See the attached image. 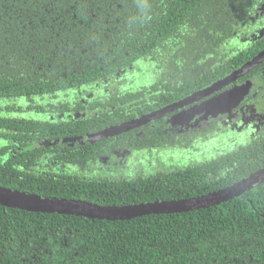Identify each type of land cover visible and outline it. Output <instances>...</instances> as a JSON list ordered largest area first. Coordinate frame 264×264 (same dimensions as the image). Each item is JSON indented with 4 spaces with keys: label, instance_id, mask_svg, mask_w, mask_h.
I'll return each mask as SVG.
<instances>
[{
    "label": "trees",
    "instance_id": "obj_1",
    "mask_svg": "<svg viewBox=\"0 0 264 264\" xmlns=\"http://www.w3.org/2000/svg\"><path fill=\"white\" fill-rule=\"evenodd\" d=\"M262 3L0 0V185L127 205L206 194L264 167V133L239 142L217 123L178 132L159 118L103 141L78 140L159 110L251 60L264 50V35L248 43L235 34L249 37ZM82 98L95 110L65 127L39 117L57 106L70 112ZM40 130L53 131L49 144L86 152L57 155L58 172L45 165L11 181L21 167L16 148ZM116 148L127 151L121 162L83 170L82 162ZM0 264H264V181L217 205L123 220L0 205Z\"/></svg>",
    "mask_w": 264,
    "mask_h": 264
},
{
    "label": "flooded vegetation",
    "instance_id": "obj_2",
    "mask_svg": "<svg viewBox=\"0 0 264 264\" xmlns=\"http://www.w3.org/2000/svg\"><path fill=\"white\" fill-rule=\"evenodd\" d=\"M256 16L259 18V22L257 23L258 25H256V22L254 23V26H252V28L248 31V38L246 37V35L241 37L240 34H237V37L240 39V41L245 40V42L251 43L253 39H257L258 37L264 35V0L263 3L259 6L258 11H256ZM252 70H254L252 75L243 77ZM250 71L244 73L240 77H237L232 82L223 85L218 90H215L206 96H202L182 106H179L176 109L164 114L163 116L161 115L156 118H151L150 121L164 118V120L160 122L163 123L164 128H167L169 131L178 132H187L189 130H193L194 128H201L212 123H217L218 126L228 129L231 132L230 137L235 136L236 140L239 142L241 140L255 137L258 133H264V60L256 67L252 68ZM218 80H216V82ZM114 81L115 79H112V76H110V78L108 79V84H110L109 90L114 91L118 87L115 86L116 84ZM208 86L202 87L201 89L192 92L188 96H185L184 98L172 102L171 104H168L166 106H170L174 103L185 100L195 92L200 91ZM240 86H245V92L240 99L239 96L230 99V101L224 99L226 98L227 93L236 91ZM236 93L237 92H235L233 95H236ZM93 110H95V108H93L87 101H85V99L82 98L79 99V102L70 112L57 106L48 115H42L39 117L46 118L50 122L52 128L54 124L65 127L69 120L73 121L74 119H78L80 118L79 115L85 116L82 115V113L89 116L92 114ZM55 118H59V121L57 122ZM204 120H207V124ZM219 129L220 128H218L217 130ZM101 131L102 130H100L99 132ZM99 132H96L94 134H97ZM139 132L140 131H138L137 133ZM35 133H40L43 136H32L31 139H29L30 142L28 144L16 148V151L20 154L21 158L17 162L21 167H19V172L11 179V181L13 182H19L27 179L28 177L26 176V174L28 171L36 174L35 170H41L45 165H47L51 170L58 172V170L55 169V165H58V158L56 156L59 154H74L76 147H79L81 149V153L86 152V146H78L76 144H69L67 142L60 144H49L50 139H57L56 136L53 135L52 130L47 132L46 135H44L41 130ZM67 135L72 136L73 134H65L64 136ZM117 135L107 136L103 139L97 140V142L106 140L109 137H115ZM224 140L225 138L223 139V141ZM223 141L220 142L222 148ZM31 150H33V152L35 153L34 156H26V153L31 154ZM200 152H202L201 149ZM126 155L127 151H124V149H113L109 153L99 154L97 158L91 157L90 159L82 162L83 170L93 169L95 164L98 165L100 163L105 164L106 166L110 164H117L121 162L126 157ZM0 187L4 186L0 185ZM7 187L12 188L11 185L5 186V188Z\"/></svg>",
    "mask_w": 264,
    "mask_h": 264
},
{
    "label": "water",
    "instance_id": "obj_3",
    "mask_svg": "<svg viewBox=\"0 0 264 264\" xmlns=\"http://www.w3.org/2000/svg\"><path fill=\"white\" fill-rule=\"evenodd\" d=\"M263 60L264 50L261 51L257 56L253 57L251 60L244 63L240 68L231 72L229 75L221 78L215 83H212L210 86L195 92L185 100L174 103L170 106H166L150 114H145L138 119L111 126L97 134H90L88 137H80L78 138V140H89L90 142H94L107 136L117 135L132 128L141 126L150 121L151 118H156L161 115L163 116L164 114L176 109L179 106H182L190 101H193L194 99H198L202 96H206L212 93L215 90H218L223 85L232 82L237 77H240L244 73L256 67ZM235 92H237L236 95H233ZM244 92L245 86H240L236 91L227 93L226 98L224 99L230 101V99L238 96L240 99L243 96ZM263 181L264 167L241 178L231 185L222 187L206 194L188 198L154 200L127 205H100L97 203L89 202L87 200L67 199L54 196L45 197L37 194H30L8 189L5 187H0V205L33 212L72 214L87 218H97L105 220H123L134 218L137 216L148 215L151 213H181L217 205L233 197L241 196L242 193H244L246 190H249L257 184L262 183Z\"/></svg>",
    "mask_w": 264,
    "mask_h": 264
},
{
    "label": "rangeland",
    "instance_id": "obj_4",
    "mask_svg": "<svg viewBox=\"0 0 264 264\" xmlns=\"http://www.w3.org/2000/svg\"><path fill=\"white\" fill-rule=\"evenodd\" d=\"M240 36L242 37V36H244V35L240 33ZM235 37H237V34H235ZM237 38H238V37H237ZM204 121H205V123L207 124V120H204Z\"/></svg>",
    "mask_w": 264,
    "mask_h": 264
}]
</instances>
